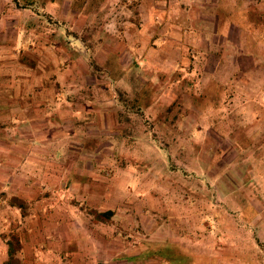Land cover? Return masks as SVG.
Returning a JSON list of instances; mask_svg holds the SVG:
<instances>
[{
	"label": "rangeland",
	"instance_id": "1",
	"mask_svg": "<svg viewBox=\"0 0 264 264\" xmlns=\"http://www.w3.org/2000/svg\"><path fill=\"white\" fill-rule=\"evenodd\" d=\"M72 2L0 0V33L20 37L1 69L22 59L33 98L63 131L72 117L95 126L83 143L65 135L49 149L98 150L68 151L67 165L93 167L129 197L135 247L144 238L208 255L240 248L264 264V0H107L97 18ZM235 12L242 23L223 22ZM113 54L125 70L116 80L101 68Z\"/></svg>",
	"mask_w": 264,
	"mask_h": 264
},
{
	"label": "crops",
	"instance_id": "2",
	"mask_svg": "<svg viewBox=\"0 0 264 264\" xmlns=\"http://www.w3.org/2000/svg\"><path fill=\"white\" fill-rule=\"evenodd\" d=\"M171 1L177 0H168L169 4ZM235 13L234 18L225 15L223 22L245 20L244 14ZM19 25L15 23L17 29ZM2 35L0 33V264H166L160 259L137 258L146 240L141 238L135 247L136 240L131 235L134 218L129 214L130 205L125 204L130 203L129 197H125L117 183L99 182L93 176V167L85 171L73 170L67 165L68 151L75 150L78 156L87 153L93 156L98 150L70 146L65 149L60 145L49 149L50 143L67 140L65 135L83 143L85 127H93L94 123L72 117L63 131L59 126L64 123L62 120L45 116L44 108L50 106L43 99L33 98L35 89L31 93L29 88L37 83L32 81L29 66L21 59L18 64L14 60L11 65L15 64L14 69H1L2 50L7 58H14L16 51L7 45L9 41L17 43L20 38L11 35L8 41L9 36ZM30 99L33 101L29 103ZM95 122L98 123V118ZM9 124H14L12 134L7 130ZM54 128L60 130L52 140ZM26 130L30 132L27 136L23 134ZM33 136L44 139L45 144L38 146Z\"/></svg>",
	"mask_w": 264,
	"mask_h": 264
},
{
	"label": "trees",
	"instance_id": "3",
	"mask_svg": "<svg viewBox=\"0 0 264 264\" xmlns=\"http://www.w3.org/2000/svg\"><path fill=\"white\" fill-rule=\"evenodd\" d=\"M33 1L34 0H22L23 6L26 8L30 4H33ZM14 2L19 3V0H14ZM106 4L107 0H73L71 9L78 14H84L86 17L97 18L100 17V12ZM234 15H236V13H234ZM29 29L30 27H26V31H29ZM68 36L72 35L68 33ZM104 36L107 35L104 34ZM99 40V43H101L102 37H100ZM87 50H91V46L88 45ZM115 55H111L113 58L108 56L101 65V68L107 69L108 78L110 80H116L118 77L124 75L125 72L124 68L115 62L117 59ZM94 60L97 61V59ZM94 60H92L94 67L99 66L98 63L96 66ZM113 67L116 68L114 71ZM137 104L138 100H134L132 105L136 107L138 106ZM142 246L143 249L137 257L138 259H160L166 264H263L262 257L258 251H248L240 248L231 250L222 249L215 255H208L200 254L192 250V248L172 241H144Z\"/></svg>",
	"mask_w": 264,
	"mask_h": 264
}]
</instances>
